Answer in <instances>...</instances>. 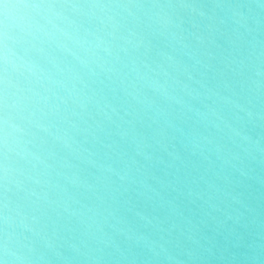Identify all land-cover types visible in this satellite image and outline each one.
<instances>
[{
    "label": "clouds",
    "instance_id": "9594fccd",
    "mask_svg": "<svg viewBox=\"0 0 264 264\" xmlns=\"http://www.w3.org/2000/svg\"><path fill=\"white\" fill-rule=\"evenodd\" d=\"M0 264H264V0H0Z\"/></svg>",
    "mask_w": 264,
    "mask_h": 264
}]
</instances>
